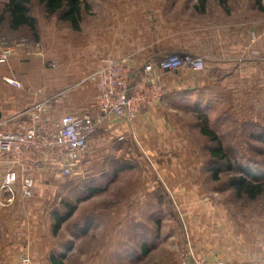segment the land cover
I'll return each mask as SVG.
<instances>
[{
	"label": "rangeland",
	"instance_id": "rangeland-1",
	"mask_svg": "<svg viewBox=\"0 0 264 264\" xmlns=\"http://www.w3.org/2000/svg\"><path fill=\"white\" fill-rule=\"evenodd\" d=\"M5 2L0 0V14ZM83 3L86 8H81L79 21L83 29H90L97 20L102 23L106 15H116L114 10L108 12L109 6L116 9L124 6L133 11L147 3L150 16L149 8L165 3L179 15L190 18L200 15L203 9L200 0H83ZM215 5L223 6L226 12L241 10L247 16L251 13L264 28V0H206L205 8ZM31 14L41 21L56 22L59 30L70 34L68 40L73 44L78 35L76 30L60 23L56 15L47 17L35 2L31 4ZM0 41L6 46L30 45L26 31L10 33L5 25L0 28ZM258 43L264 45V36H260ZM260 60L257 86H253L252 94L240 95L238 88L231 85L222 88L224 100L212 104L203 99L201 90L176 93L178 99L168 104L177 110L178 120L186 126L184 147L160 155L124 147L116 154L112 167L93 168L80 183L62 177L46 187L45 206L50 211L44 216L50 220L54 257L63 264H181L188 247L197 254L224 261L249 262L253 259L241 257H251L255 251L263 255L264 190L250 200L239 196L229 184L240 177V168L257 172L255 182L264 184V58ZM179 71L192 76L202 73L185 68ZM199 121L207 122L215 132L226 161L212 160L209 155L212 144L200 135ZM184 158L191 162L184 164L181 161ZM213 167L218 169L215 178L210 172ZM112 169L117 181L110 190L106 191V187L94 197L83 199V186L96 184L99 174L113 175ZM140 191L155 193L137 197ZM126 201L134 210L127 211L125 224L112 229L117 244L106 245L112 223L101 212L122 207ZM64 207L73 208V213L54 235L52 213H64ZM101 252L108 256V261H97Z\"/></svg>",
	"mask_w": 264,
	"mask_h": 264
},
{
	"label": "crops",
	"instance_id": "crops-1",
	"mask_svg": "<svg viewBox=\"0 0 264 264\" xmlns=\"http://www.w3.org/2000/svg\"><path fill=\"white\" fill-rule=\"evenodd\" d=\"M202 5V13L192 18L179 15L165 3L149 8L150 16H147V3L133 11L124 6L117 9L109 6L108 12L114 10L116 15H106L105 21L97 20L90 29L79 25L73 44L68 40L70 34L59 30L56 22L36 18L40 47L17 45L11 49L8 62L0 64V126L10 125L12 119H26L21 116L23 111L61 92L45 110L47 118L58 120L65 115L94 114L96 87L82 81L106 57L132 55L139 69L144 63H157L166 55L202 57L204 70L199 76L186 71L163 73L156 69L163 87L162 102L142 110L129 124L122 119L101 120L90 137L89 150L74 165L73 175L67 178L80 183L93 168L112 167L116 154L124 147L156 155L184 147L186 126L178 120L177 110L168 104L178 99L176 93L201 90L203 99L212 104L223 101L226 94L222 93V88L231 85L238 88L240 95L252 94L253 86H257L260 59L264 58V45L258 42L254 47L249 45L250 34L261 32L251 13L247 16V12L244 15L241 10L226 12L218 5L205 8L206 1ZM50 63L54 67H49ZM4 78L17 81L21 88L6 84ZM121 134H126V140L116 141ZM181 161L191 162L189 158ZM34 177L37 184L33 199L22 198L18 191L12 196L3 192L0 177V264H21L22 257H27L31 264H51L55 244L50 238V220H45L44 216L50 211L48 205L45 206L48 197L45 188L63 176L57 169L42 168L34 172ZM116 181L117 175L106 191ZM148 193L140 191L136 196ZM133 207L126 201L122 207L102 210L112 223L106 245L117 244L112 229L125 224V217ZM250 256L241 258H252L249 262L264 264V254L255 251ZM107 259L103 252L97 257V261Z\"/></svg>",
	"mask_w": 264,
	"mask_h": 264
},
{
	"label": "built area",
	"instance_id": "built-area-1",
	"mask_svg": "<svg viewBox=\"0 0 264 264\" xmlns=\"http://www.w3.org/2000/svg\"><path fill=\"white\" fill-rule=\"evenodd\" d=\"M260 36H264V28L259 35L250 34L249 45L254 47ZM17 45L20 44L6 46L0 41V64L8 62L11 49ZM29 46L38 48L40 44L31 43ZM253 53L257 54L258 51L253 50ZM49 67H54V64L50 63ZM182 68L202 71L204 60L202 57L166 55L157 63H144L139 69L132 55L106 57L82 81L91 82L96 87L94 114L65 115L58 120L47 118L45 110L61 92L23 111L21 116H26V119H12L10 125L0 126V177L3 192L12 196L14 191H18L22 198L33 199L37 184L34 172L42 168L57 169L63 177L72 176L74 165L89 150L90 137L94 135L101 120L122 119L128 124L132 123L142 110L159 104L163 99V87L155 70L176 73ZM4 82L21 88L20 83L13 79L4 78ZM125 140L126 134L116 137L118 142ZM21 264H31V261L22 257ZM181 264L256 263L208 258L188 247Z\"/></svg>",
	"mask_w": 264,
	"mask_h": 264
},
{
	"label": "trees",
	"instance_id": "trees-1",
	"mask_svg": "<svg viewBox=\"0 0 264 264\" xmlns=\"http://www.w3.org/2000/svg\"><path fill=\"white\" fill-rule=\"evenodd\" d=\"M205 1L206 0H200V3L204 4ZM32 2L42 7L47 17L56 15L60 23H66L73 30H79L78 26L81 18V8H86L83 0H7L0 14V28L5 25L10 33L26 31L30 37V42L37 43L39 41L38 28L36 17L31 14ZM198 127L200 135L207 138L212 144L209 150V155L212 160L216 162L226 161V155L222 151L221 143L215 132L207 126V122L199 121ZM210 172L215 178L218 169L213 167V169H210ZM240 173V177L229 181L230 186L236 190L239 196L254 200L262 194L264 184L255 182L256 179H258V174L255 171H251L248 168H240ZM115 176V171L113 175L110 176L102 177L101 175L100 179L97 180V183L103 182L101 185L98 186L97 183H89L83 186V199L90 198L94 194L104 191L106 187L113 182ZM262 177H264V175H262ZM246 178H250L252 182L247 181ZM64 208V213H52V233L54 235L60 229L61 224L65 223L73 213V208ZM50 263L63 264L62 260L56 259L53 254L50 256Z\"/></svg>",
	"mask_w": 264,
	"mask_h": 264
}]
</instances>
